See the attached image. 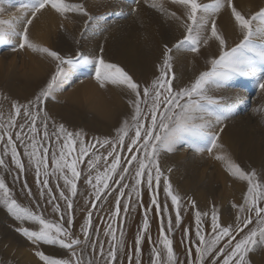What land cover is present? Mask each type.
Listing matches in <instances>:
<instances>
[{"label": "snow or ice", "instance_id": "1", "mask_svg": "<svg viewBox=\"0 0 264 264\" xmlns=\"http://www.w3.org/2000/svg\"><path fill=\"white\" fill-rule=\"evenodd\" d=\"M132 3L138 5L140 0ZM144 3L166 21L177 23L183 29V39L172 47L164 46L162 63L155 66L158 75L143 84L117 64L107 62L103 55L94 60L80 52L66 57L31 39L30 25L47 10L61 20L69 19L70 14L87 17V29L93 17L84 0H26L20 5L23 20L19 32L12 21L0 20V44H11V52L27 51L55 66L47 83L27 102L0 94V170L7 173L18 170L16 179L25 177L22 189L36 205L33 210L18 203L0 177V208L19 223L15 231L34 246L40 264H125V260L127 264H145L142 258L145 240L150 246L147 264H250L249 254L264 248V180L255 169H244L236 163L219 142L223 132L219 126L230 118L236 105L209 95V90L226 87L235 78H248L264 93V7L245 15L234 0L211 3L144 0ZM132 11L138 9L134 7ZM223 11L229 12L241 36L231 48L217 26V17ZM17 37L18 43H12ZM213 42L218 45V55L207 61L208 70L201 71L187 84L177 85L173 51L200 56L202 47H210ZM87 65L94 69H89L92 74L87 78L94 80L100 89L111 86L125 94L131 111L115 127L114 135L87 139L83 131L69 130L48 111V102L55 101L56 94L63 91L68 69ZM4 103L10 104L7 115ZM180 146L198 154L206 151L224 166L230 177L246 184L242 202L232 204L236 210L233 222L223 223L219 210L213 206L209 230L204 223L209 213L197 210L191 199L185 206L184 197L171 183L172 168L166 174L161 166L162 153H173ZM9 158L13 167H9ZM29 170L34 172L38 199L27 183ZM81 181L87 186L88 195L86 215L77 232L75 206ZM145 189L150 198L147 205L143 200ZM41 202L51 207L58 219L47 218ZM138 210L142 212L141 221L134 241L129 243L126 220ZM190 210L195 236L191 235L190 227L183 229L181 259L174 248L173 233L181 227L182 211ZM153 213L159 219L155 240L151 234ZM42 245L63 250L66 256L46 254ZM89 248L91 256L87 255Z\"/></svg>", "mask_w": 264, "mask_h": 264}, {"label": "rangeland", "instance_id": "2", "mask_svg": "<svg viewBox=\"0 0 264 264\" xmlns=\"http://www.w3.org/2000/svg\"><path fill=\"white\" fill-rule=\"evenodd\" d=\"M5 1L7 6H11L12 8L15 7L17 9L20 8L21 3L26 2V0H23V2L21 0H17L14 4H9V0ZM88 1L96 2L97 6H101V4H103L102 6L105 8V0H84V2ZM106 1L108 2V0ZM112 2L113 8L109 6L107 9L102 11L104 14L102 26L95 29V33L87 34L86 32H89V29L88 26L87 29L85 28V24L81 28L75 29V31H79L78 34L80 35V38H77L78 41L75 40L74 49L70 53L64 48L63 42L60 43L59 41V44L57 43L56 45L53 38L55 34L57 35V33H61L65 30V28H70L71 25H65V22L67 24V21L69 19L71 20V14L69 15V19L63 21L59 16L50 10H47L45 12L49 11L48 13L52 14L54 21H56V23H54V25L57 24L55 25L56 28L53 29L50 24L46 25L48 28L44 25L40 26V23H38L40 20H37L39 19V14L37 19L33 21L34 23L29 27V31L31 33L32 31L38 32L40 30L42 36L44 35V38H42L41 41L45 42H37L38 44L51 48L63 56L74 57L77 52L83 53L81 50L84 47L80 41L83 40L82 38L84 37V34H87L86 36L95 42V47L97 46L96 43H98L103 30H105L104 25H106L107 22L112 24L114 22L126 20L132 16V9L136 5L132 3V0H112ZM202 2L211 3L212 0H202ZM234 2L238 10L242 11L245 15L255 13L261 7H264V0H234ZM3 3L4 1L0 0V5ZM121 3H124V7L121 6ZM139 5H145L144 0H140ZM145 6L146 8H149L147 5ZM167 6L169 8H173L171 5ZM10 11L1 14L0 20H2L5 16H10L9 18L14 19L16 17L14 10ZM1 12L2 9H0V13ZM158 15L161 22L157 26L160 44L157 47L156 54L149 58L151 66L147 73L146 71L142 72L139 69L134 70V68H128L117 60L109 59L103 56L107 62L117 64L141 84L150 82L156 75H158L155 66L158 63H162L164 46L167 45L168 47H172V45L178 40L183 39V29L177 23L171 20H169L170 22L164 21V17H162L159 13ZM21 17L23 18L22 12ZM19 21L17 22L19 23ZM36 21L38 24L35 23ZM61 25H63L62 28ZM18 26H20L19 31H22V23ZM217 26L221 33L225 36L229 48L234 47L241 39L239 32L233 25V21L231 20L228 11H223L219 14L217 17ZM32 27L34 29H40L34 30ZM31 28L33 30H31ZM51 29L54 30V32ZM56 29L57 31L59 29V31L56 32ZM161 35H163L162 38ZM169 35L173 37L171 38ZM12 43H18V37L12 40ZM10 47L11 44L8 43L0 45V94L7 95L11 99L24 103L33 98L41 87L47 83V80L55 71V66L50 60L43 59L27 51L11 52L9 50ZM201 53L202 54L200 56H193L192 53L186 51H173V71L177 78L175 81L177 85L187 84L201 71L208 70L209 65L207 64V61L218 55V45L213 42L210 47H202ZM100 55L102 54L90 52L86 53L85 56L94 60ZM83 68H85L82 73L84 77L81 79L75 78L68 83V85H63V91L56 94V100L48 102V111L58 123H63L69 130L83 131L86 134L87 139H91L93 136L114 135L115 127H117L119 122L131 111L126 103L125 94L119 89L111 86L107 90L100 89L94 80L87 78L92 74V71L89 70L92 69V66L87 65ZM92 70L94 71V69ZM81 80L83 82H81ZM209 95L217 98H220L221 96L223 100L228 99L233 103L237 102L239 99L242 100L243 106L241 109L236 110L235 107L230 118L226 120L223 125L219 126L223 127V132L220 133L219 142L224 145L225 150L231 155L232 159L236 163L244 169H255L260 174V179L264 180V93L258 90L254 80L248 79L247 82L244 81V83H241L240 78H235L229 82L226 87L220 89H210ZM257 108H260L261 111H254V109ZM9 109L10 104L4 103L3 110L5 115H7V111ZM233 123L235 126H233ZM219 127L216 131H219ZM237 130L239 133L242 132L243 134H250L251 139L253 138L252 141H255L253 143L254 147H259L256 159L253 157L254 155L251 156L248 152L246 153V147L243 145L242 138L238 136L239 133ZM85 161H87V157L85 158ZM25 164L27 167L26 160ZM161 166L165 170L166 174L167 169L172 168V172L170 174L171 183L173 184L175 190L178 191L182 197H184L185 206L188 205V201L191 199L196 202L197 210L202 213H209V215L205 217L204 221L205 226L209 230L211 224L210 214L213 206L219 210V215L223 223L227 224L234 221L236 210L233 209L232 204H240L242 202L243 194L246 192V184L230 177L224 170V166L220 162L212 159L206 151L198 154L191 148L180 146L173 153H162ZM9 167H13L10 164V158ZM81 167H86V163L82 164ZM17 173L18 170L15 169H13L12 173L0 170V177L4 179L6 185L9 187L18 203L22 206L30 207L35 210V203H33L28 197L27 191L22 189L25 177H21L17 180ZM26 179L32 192L36 194L38 199L39 197L35 184V176L32 170L27 172ZM78 186L79 195L76 198L77 202L75 206V230L77 232L79 231L80 224L83 222V217L86 215L85 197L88 195L87 186L83 184V181H81ZM52 187L55 188V181L52 182ZM159 192L161 202L163 203L164 195L162 185ZM149 199V195L145 189L143 195L145 205L149 203ZM168 203L170 204V201H168ZM41 207L46 208L44 214L47 218L58 219V217L53 216L51 207L45 206L43 202H41ZM106 210L107 206H105V211ZM141 217L142 212L138 210L137 213L131 214V216L126 220V240L129 243L134 241V235L137 226L140 224ZM172 217L174 222L175 213H172ZM150 219L151 234L153 240H155L158 235L159 219L154 213L151 215ZM97 223H99V221H97ZM19 226L20 225L16 220L9 216L3 208H0V264H40L38 258L34 255V246L15 231V228ZM26 226L32 227L31 225ZM102 227L103 226L101 225V228ZM186 227H190L192 229L191 235L194 238L195 221L191 210L188 212L182 211L181 227L179 229H174L173 233L174 248L181 259H183L184 254V246L181 243L182 231ZM101 238H103L102 234ZM149 248L150 246L147 240H145L142 245V258L145 261V264H147L150 257ZM41 250L46 254L53 255L58 258L66 256V253L63 250L53 248L51 246L42 245ZM87 255H92L91 248L87 250ZM248 259L250 264H264V248H259L257 251L250 253ZM125 264H127L126 260Z\"/></svg>", "mask_w": 264, "mask_h": 264}, {"label": "bare ground", "instance_id": "3", "mask_svg": "<svg viewBox=\"0 0 264 264\" xmlns=\"http://www.w3.org/2000/svg\"><path fill=\"white\" fill-rule=\"evenodd\" d=\"M3 1H4V3L0 5V9H2L0 16H1V14H4L5 12H8L10 10L11 11L14 10V13L16 16L15 18H17V17L22 18L21 17L22 11L20 10V8L17 9L15 7L12 8L11 6H7V3H5L6 1L5 0H3ZM16 1L17 0H9L8 3L14 4ZM21 1L23 2V0H21ZM72 2H80V0H72ZM105 2H106V3H104L105 8H103V6H102L103 4H101V6H97L96 2H91V1L85 2L87 5L89 13L93 17V20L91 22H89V24L87 25L88 29H89L88 30L89 32H86L87 34L95 33V31H96L95 29H98L102 26V21H103V16H104L102 11L104 9H107L109 6H111L113 8L112 0H108V2L105 0ZM121 6L124 7V3H121ZM135 8H137L138 11L131 14L132 16H130L128 19L123 20V21L114 22L112 24L107 22L106 25H104L105 30H103L98 43H96L97 46L94 47L95 42L92 41L91 38H88V36H86L87 34H84V37L82 38L83 40L82 39H81L82 41L79 40L80 43L82 42L81 44L84 47L81 50V51H83L82 54L85 56L86 53H90V52L101 53V48H103V52L101 54L104 57H107V58L113 59V60H117L118 62L122 63L123 65H125L128 68H132V69L134 68V70L139 69L140 71H142V72L146 71V73H147L150 70V66H151V62H150L149 58L153 57L156 54L157 47L160 44V38H159V34L157 32V26L161 22L159 20L160 17L158 15V12H156L155 10H153L151 8H146L145 5H139V4L138 5L136 4ZM113 10H115V9H113ZM116 11H117V9H116ZM48 12H43L42 14L39 15V17H38L39 19H37V20H40V22H38V23H40V26H42V25L46 26L47 24H50L53 27V29H55L56 28L55 25H57V24L54 25V23H56V21H54L52 14H50ZM9 17L10 16H5L2 20L3 21H12L13 23H15L16 29H18L16 31H19L20 26H18V25H20L22 23L23 18L20 19V21H19V20H16L15 18L11 19ZM86 20H87V17L71 14V20L69 19L67 21V24L65 22V25H71L70 28H68V29L65 28L66 26L63 24L65 26L64 27L65 30L62 31L61 33L59 32L60 34L57 33V35L54 33L55 36H54L53 40L55 41L56 45L59 41H60V43L63 42L64 48L67 49V51L69 53L72 52L74 49L75 40H77V38H80L79 37L80 35L78 34L79 31L77 32V30L75 31V29L76 28L79 29L82 26H84ZM161 20H163V19H161ZM17 21H19V23ZM164 21H166V20H164ZM35 23H37V21ZM32 28H31V30L34 29V28L33 29ZM36 29L39 30L40 28L39 29L35 28L34 30H36ZM66 29H67V31H66ZM52 31L54 32V30H52ZM55 31L58 32L59 29H58V31H57V29ZM162 36L163 35H161V38H162ZM30 37L34 42L37 43V42H42L41 40H42V38H44V35L42 36V34L40 33V30H39L38 32L32 31L30 33ZM169 37H171V35H169ZM9 39H12V38L10 37ZM43 42H45V41H43ZM0 45H2V44H0ZM35 66H37V65H35ZM83 67L84 66H82L80 69H77V70L69 69L67 71V77L68 78H67L64 85H68V83H70L75 78L76 79L83 78L84 75L82 73H83V70L85 69ZM250 80H252V79H250ZM240 81H241V83H244V81L247 82L248 78H240ZM220 98H221V96H220ZM224 101L226 103L235 104L236 110L241 109V107L243 106V102L241 99H239L237 102H234V103L229 101L228 99L224 100ZM239 125H240V123H239ZM233 126H235L234 123H233ZM238 133H239V131H238ZM247 133H249V132H247ZM238 136L242 138L243 145L246 147V150H247L246 153L248 152V154H251V156L254 155L253 157L256 159V155L259 151V147L258 146L256 148L254 147L253 143L255 141L254 142L252 141L253 138L251 139L250 134H246V133L243 134L241 132V133H239Z\"/></svg>", "mask_w": 264, "mask_h": 264}]
</instances>
